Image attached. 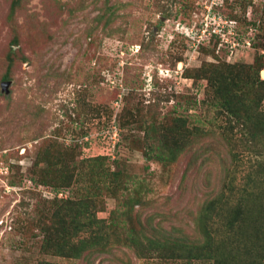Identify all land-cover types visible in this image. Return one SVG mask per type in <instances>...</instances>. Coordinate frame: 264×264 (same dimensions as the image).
Here are the masks:
<instances>
[{
  "label": "rangeland",
  "instance_id": "obj_1",
  "mask_svg": "<svg viewBox=\"0 0 264 264\" xmlns=\"http://www.w3.org/2000/svg\"><path fill=\"white\" fill-rule=\"evenodd\" d=\"M184 4L0 0V264L261 256L243 207L264 204V137L245 146L204 99L215 79L264 112V0ZM152 124L189 135L172 163Z\"/></svg>",
  "mask_w": 264,
  "mask_h": 264
},
{
  "label": "trees",
  "instance_id": "obj_2",
  "mask_svg": "<svg viewBox=\"0 0 264 264\" xmlns=\"http://www.w3.org/2000/svg\"><path fill=\"white\" fill-rule=\"evenodd\" d=\"M189 4H190V0H185V4L183 5L185 10L189 8L188 7ZM212 38L220 39L221 36L218 34H213ZM223 42L225 44H228L225 41ZM212 54L214 55V52H212ZM215 71L218 72V69L215 68ZM219 72L221 74L220 68H219ZM199 78L200 77L197 76L196 80H199ZM4 80L5 81L9 80V75H6L4 77ZM214 80L215 79L208 80L209 92L211 93V96H209L208 99H204L207 100V102L209 103V109L216 111V115H214V120L225 121L226 127L230 126L234 129L238 127V129L241 131L243 136H249V138L245 142V146L249 145L251 139L252 141L254 139L253 141L254 143H252V145L256 146L258 144V141H261V137H264V112L259 111L261 101H254L253 99H251L249 97V93L248 94L243 93L242 96L239 94H235L234 96H232L231 92L233 90L231 88L226 87L225 84L221 85L220 83L215 82ZM180 119L182 118L180 117ZM183 121L186 122V120ZM214 124H217V122L214 121ZM198 128L196 130H199ZM151 131L160 134L161 136L160 141H158V143H160L161 145L158 144L157 147V149L159 148L161 149L159 150V153L157 152L156 157H159V159L162 160V162L172 163L177 153L184 152L186 147L185 144L188 143V139H189L188 134H183V133L179 134L178 140H176L175 145H173L170 142L171 138H169L170 135L166 130L165 125L160 124L158 126V124H152ZM258 134H261V137L257 139L256 136ZM184 135H186V138L183 137ZM195 135L196 137H198L199 135L198 131L195 133ZM192 136L193 135L190 133V137ZM261 144H262L261 145L262 150L260 149L257 150L258 153L261 152V156L264 157V143ZM251 150L255 151V148H251L250 151ZM161 153L163 154L161 155ZM256 200H253L251 203L245 204L243 208H246L249 211L251 210L253 211L252 218L251 220H249L250 221L249 231H251V233L253 234V238H251V245H253L256 250L255 254L256 253L261 254V256L254 258L255 264H264V204L261 205L258 202H256ZM243 208H241V212L240 210H236V214L234 215L232 214L233 216L228 218V222L229 220L231 221L232 230L235 229L236 227L238 228L237 222L240 221V218L242 217V214L245 211L243 210ZM241 233H244V231L241 230ZM251 249L252 246L249 245V248L247 247V249L245 250H251ZM49 250L50 249H48L47 252H49ZM252 251L254 250L252 249Z\"/></svg>",
  "mask_w": 264,
  "mask_h": 264
},
{
  "label": "water",
  "instance_id": "obj_3",
  "mask_svg": "<svg viewBox=\"0 0 264 264\" xmlns=\"http://www.w3.org/2000/svg\"><path fill=\"white\" fill-rule=\"evenodd\" d=\"M10 85V82H4L3 84V90L8 89V86Z\"/></svg>",
  "mask_w": 264,
  "mask_h": 264
}]
</instances>
